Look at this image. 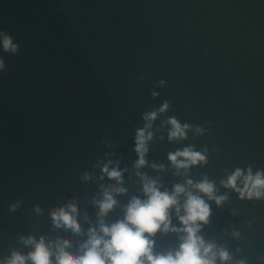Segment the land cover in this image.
Masks as SVG:
<instances>
[{
  "label": "water",
  "instance_id": "95a60500",
  "mask_svg": "<svg viewBox=\"0 0 264 264\" xmlns=\"http://www.w3.org/2000/svg\"><path fill=\"white\" fill-rule=\"evenodd\" d=\"M0 32L19 45L0 47V260L30 251V235L82 243L51 212L74 204L83 232L95 226L108 161L127 192L106 221L122 218L142 194L136 132L167 101L139 171L168 189L214 182L227 199L209 201L200 234L233 262L264 264V199L221 185L237 168L264 171V0H0ZM171 117L190 126L185 139L169 140ZM189 146L207 161L177 174L168 156ZM155 240L157 251L179 243Z\"/></svg>",
  "mask_w": 264,
  "mask_h": 264
},
{
  "label": "clouds",
  "instance_id": "9594fccd",
  "mask_svg": "<svg viewBox=\"0 0 264 264\" xmlns=\"http://www.w3.org/2000/svg\"><path fill=\"white\" fill-rule=\"evenodd\" d=\"M0 47L15 52L19 45L9 34L0 32ZM4 67V61L0 59V70ZM160 83L163 85L165 82ZM157 95L153 92L154 97ZM168 108L169 104L165 101L159 109L145 113L144 127L136 132L135 151L138 158L135 167L142 194L128 201L123 207L122 218L112 223L106 221L118 205L116 197L127 192L122 186L124 170L119 168L118 163L108 161L101 168V178L107 177L114 185L103 189L101 199L94 201L98 209L95 226L90 225L87 233L83 232L74 204L51 212L53 225L72 239L86 235L82 243L73 249L71 242L61 237L49 239L41 236L37 239L30 235L23 238L30 251H14L7 260H0V264H246L244 260L233 262L227 249L207 241L200 234L211 216L209 201L220 206L227 199L217 194L214 182L207 178L200 181L186 179L184 183L174 184L168 189L158 178H149L139 171L147 164L145 157L153 138V123ZM167 124L170 141L185 139L191 130L188 124H181L175 117L169 118ZM196 132H201V129L197 128ZM168 160L176 173L181 174L206 163L207 156L189 146L170 153ZM152 168L163 170L162 165L153 164ZM87 180L85 177V182ZM221 185L236 192L241 199H264V171L253 173L251 168H237L221 181ZM173 213L178 224H173ZM169 233L177 236L178 245L166 251H157L155 237Z\"/></svg>",
  "mask_w": 264,
  "mask_h": 264
}]
</instances>
